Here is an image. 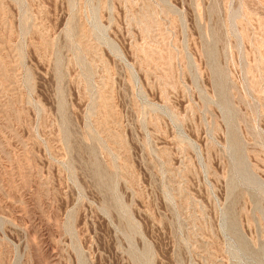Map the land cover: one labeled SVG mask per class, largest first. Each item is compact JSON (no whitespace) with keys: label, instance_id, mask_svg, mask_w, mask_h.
I'll list each match as a JSON object with an SVG mask.
<instances>
[{"label":"rangeland","instance_id":"rangeland-1","mask_svg":"<svg viewBox=\"0 0 264 264\" xmlns=\"http://www.w3.org/2000/svg\"><path fill=\"white\" fill-rule=\"evenodd\" d=\"M0 264H264V0H0Z\"/></svg>","mask_w":264,"mask_h":264}]
</instances>
